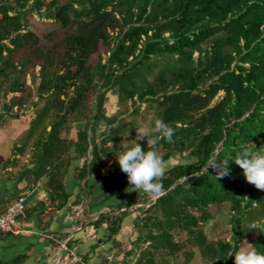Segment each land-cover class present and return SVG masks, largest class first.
<instances>
[{"label":"trees","instance_id":"1","mask_svg":"<svg viewBox=\"0 0 264 264\" xmlns=\"http://www.w3.org/2000/svg\"><path fill=\"white\" fill-rule=\"evenodd\" d=\"M32 13L58 26L39 33ZM110 91L131 101L130 115L156 104L175 134L168 143L155 133V149L165 160L190 158L169 167L159 197L140 192L119 205L148 203L136 211L125 264H193L197 255L234 264L250 234L264 252V191L231 160L243 148L264 153V0H0V121L32 110L14 151L31 152L35 180L47 176L53 198L67 201L64 179L76 162L81 197L126 175L117 157L127 127L106 114ZM138 142L148 150L146 138ZM215 156L229 159L230 174L218 180L206 167ZM224 203L232 235L213 238L212 206ZM127 213L103 219L111 234Z\"/></svg>","mask_w":264,"mask_h":264},{"label":"crops","instance_id":"2","mask_svg":"<svg viewBox=\"0 0 264 264\" xmlns=\"http://www.w3.org/2000/svg\"><path fill=\"white\" fill-rule=\"evenodd\" d=\"M15 120V119H14ZM20 121V119H16ZM22 123L20 131L14 126L0 124V213L6 210L19 197L25 198L26 211L20 218L16 232L0 231V264H105L107 255L117 250L124 263L132 262L134 256L127 255L135 238L134 221L136 210L130 206L119 208L138 194L132 191L127 175L116 180L110 176L108 184L98 185L88 197L82 196L84 182L76 178L74 163L64 179V192L69 196L65 201L60 194L52 197L48 177L35 180L30 162L31 152L19 154L14 146L20 135L29 125ZM22 125H25L22 128ZM76 135H72L75 137ZM8 137L6 147L5 139ZM100 170L88 179V187L93 185ZM65 201V204L63 202ZM128 212L121 228L111 234L108 216ZM81 256L78 261L73 254ZM125 258V259H123Z\"/></svg>","mask_w":264,"mask_h":264},{"label":"clouds","instance_id":"3","mask_svg":"<svg viewBox=\"0 0 264 264\" xmlns=\"http://www.w3.org/2000/svg\"><path fill=\"white\" fill-rule=\"evenodd\" d=\"M136 129V139L122 144L120 154L117 157L118 164L121 171L127 175L132 191L142 192L149 198L159 197L163 193L162 180L169 171L173 158L165 160L162 154L155 149V140L148 137L152 132H155L159 133L161 139L172 143L175 129L159 119L155 121V126L152 129L148 127ZM145 137L148 143L147 151H144L141 143L138 142ZM218 157L210 158L206 163L207 169L211 167L216 170L217 180L230 174L229 159L217 163ZM231 160L243 169L249 184L264 191V153L243 148L237 150ZM182 163L187 165L190 162L182 161ZM230 256H234V264H264V252L259 251L254 244L247 241H242L239 249Z\"/></svg>","mask_w":264,"mask_h":264},{"label":"rangeland","instance_id":"4","mask_svg":"<svg viewBox=\"0 0 264 264\" xmlns=\"http://www.w3.org/2000/svg\"><path fill=\"white\" fill-rule=\"evenodd\" d=\"M28 20H29L30 27L32 29L38 31L39 33H43L49 29H52V28H55L58 26V24L55 23L53 20L46 18V17H43L37 13L29 14ZM195 54H197V53H195ZM103 56L105 57L104 54H103ZM222 93L223 92H221L220 94H222ZM105 107H106V114L108 116L119 115L120 118L123 120L124 125L127 127L126 134H124V136L122 137V144L123 143H129L131 140L136 139V137H137V129L136 128L148 127L149 129H152L155 126V121L158 119L157 118V106H156V104H150L149 105L148 103H143L141 105V109H140L139 113L134 114V115H130L129 111L132 109L131 101H128L125 104L119 103L117 94L114 91L108 92ZM1 111H2V109L0 107V112ZM32 115H33L32 110L28 109L26 111V113L18 119H20V121L23 123L24 119H26V121H27L28 119H30L32 117ZM20 121H17L16 119L14 120V118L8 119V120L5 119L3 121H0V124L1 125L4 124V126L2 128L5 131V127L8 126L10 128L15 123L16 126H14V128L18 132V131H20V127H21ZM24 126L25 125H22V128ZM105 128H106V123H104V122L100 123L98 132L104 131ZM6 131L3 132V134L5 133L6 135H8V133L12 132L11 129L7 133H6ZM76 131H77V129H76V125H75L71 129V132L69 134L71 136L76 135ZM155 136H156L155 132H152L148 138L155 140ZM146 140H147V138H146ZM4 143L5 144H2L1 146L6 147L7 143H8V137H7V139H5ZM187 158L190 159L189 157H187ZM187 158H185L183 155H180V154L176 155L175 157H173L170 166H172V165H174L180 161L181 162L185 161V160H187ZM114 159H115V156L112 155V156L106 158L105 162L108 165ZM142 206H148V203L147 202L145 204L139 203V204L133 205L132 207L134 209H136V211H138V208L142 207ZM212 210L214 213V217L209 221V223L206 226L207 232L213 238L229 239L232 235L231 225L228 221L229 214H230L229 204L224 203L222 205H213ZM253 235L254 234L247 235L245 237L244 241L251 243L250 239L253 237ZM193 264H207V263H204L202 261L201 257L199 255H197V257L193 261Z\"/></svg>","mask_w":264,"mask_h":264},{"label":"built area","instance_id":"5","mask_svg":"<svg viewBox=\"0 0 264 264\" xmlns=\"http://www.w3.org/2000/svg\"><path fill=\"white\" fill-rule=\"evenodd\" d=\"M26 211L25 198L19 196L13 204H11L6 210L0 213V231L2 232H16L19 226V221L24 216ZM73 257L80 261L81 256L75 255ZM105 264H125L120 257L117 250H112L106 257Z\"/></svg>","mask_w":264,"mask_h":264}]
</instances>
